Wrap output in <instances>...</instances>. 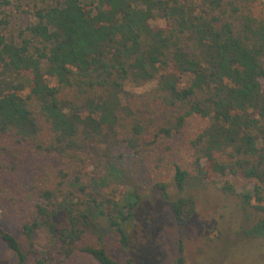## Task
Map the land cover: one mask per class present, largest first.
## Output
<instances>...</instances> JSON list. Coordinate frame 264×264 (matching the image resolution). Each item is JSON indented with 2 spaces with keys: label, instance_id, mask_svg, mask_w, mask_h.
<instances>
[{
  "label": "trees",
  "instance_id": "obj_1",
  "mask_svg": "<svg viewBox=\"0 0 264 264\" xmlns=\"http://www.w3.org/2000/svg\"><path fill=\"white\" fill-rule=\"evenodd\" d=\"M83 1L41 0L34 22L14 30L4 13L11 0H0V208L24 217L30 258L0 228L15 264H59L75 251L115 264L83 242L84 208L105 218L126 248L124 226L139 197L130 190L119 202H96L78 184L83 166L106 161L118 144L136 153L169 138L190 116L207 125L189 141L192 174L174 166L175 189L187 179L240 177L251 183L248 193L226 180L219 191L264 214V11L253 13L257 0H88L90 8ZM146 85L142 94L128 92ZM142 105L153 122L138 114ZM25 154L57 165L49 187L18 181ZM69 177L77 187L64 186ZM193 205L190 197L169 203L177 226ZM37 234L57 243L50 258L30 257ZM247 235L264 238V218ZM173 264H183L180 243Z\"/></svg>",
  "mask_w": 264,
  "mask_h": 264
},
{
  "label": "rangeland",
  "instance_id": "obj_2",
  "mask_svg": "<svg viewBox=\"0 0 264 264\" xmlns=\"http://www.w3.org/2000/svg\"><path fill=\"white\" fill-rule=\"evenodd\" d=\"M83 4L90 8L88 0H84ZM40 6L41 0H11V5L4 9L10 29H23L31 25L34 22L32 12ZM263 11L264 0H257L253 13L257 15ZM153 25L161 27L157 20ZM46 82L49 86L54 85L53 80ZM151 87L146 85L140 88H146L147 91ZM134 89L139 88H128V92L136 95ZM27 94L25 88L20 96L24 98ZM136 110L144 122L154 121L150 106H138ZM38 122L42 125L40 120ZM206 125V119L190 116L177 133L166 139H156L143 150L132 153L118 144L109 150L106 161L100 160L89 167L85 164L83 174L78 177V184L96 202H119L130 190L139 199L131 220L124 226L126 248L121 247L117 234L108 226L105 218L97 216L88 206L84 208L88 227L83 242L102 248L115 264H173L178 243L182 247L183 264H264V238L247 235L250 227L263 219L264 214L255 212L250 206L243 207L237 196L224 195L219 191L220 182L226 180L236 193H248L250 182L240 177L210 179L203 184L187 179L182 191L178 192L174 187V166L192 174L189 141ZM37 159L41 158L26 154L21 156L17 179L25 185L41 179L44 186L49 187L57 165L46 159ZM159 185L164 188L165 196L157 188ZM64 186L69 189L77 187L73 185L72 177L67 179ZM186 197L193 201V213L182 226H177L169 203ZM9 208H0V228L13 235L29 261L28 248L23 243L20 231L24 217L21 219L11 214ZM110 211L103 208L106 214ZM55 246L57 243L47 241L42 234L34 235V255L30 257L50 258L56 250ZM0 263L15 264L13 254L1 243ZM59 264L96 263L75 251L70 258Z\"/></svg>",
  "mask_w": 264,
  "mask_h": 264
},
{
  "label": "clouds",
  "instance_id": "obj_3",
  "mask_svg": "<svg viewBox=\"0 0 264 264\" xmlns=\"http://www.w3.org/2000/svg\"><path fill=\"white\" fill-rule=\"evenodd\" d=\"M145 90H146V88L134 89V91L136 92V94H142Z\"/></svg>",
  "mask_w": 264,
  "mask_h": 264
}]
</instances>
